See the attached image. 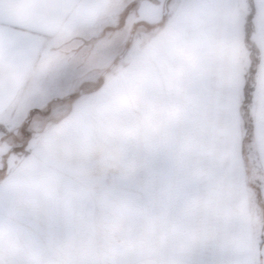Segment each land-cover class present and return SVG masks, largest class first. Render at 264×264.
I'll return each mask as SVG.
<instances>
[{"label":"rangeland","instance_id":"374dc122","mask_svg":"<svg viewBox=\"0 0 264 264\" xmlns=\"http://www.w3.org/2000/svg\"><path fill=\"white\" fill-rule=\"evenodd\" d=\"M76 1L0 0V249L11 250L0 251V259L5 253L14 261L0 264H264V0H229V72L222 107L205 120L211 132L194 134V119L180 113L159 119L158 127L157 118H143L140 135L133 115L119 119L116 104L88 120L93 136H111L108 152L83 156L65 146L51 155L45 146L56 128L110 80L133 76L136 50L188 20L190 31L198 28V0H86L82 7ZM252 3L251 38L261 62L249 105L253 135L244 140ZM60 18L58 29L48 25ZM7 34L59 35L45 39L21 76ZM75 34H95L93 46L108 34L128 42L111 68L99 70L87 39ZM126 96L133 106L134 94Z\"/></svg>","mask_w":264,"mask_h":264},{"label":"crops","instance_id":"0c3cea01","mask_svg":"<svg viewBox=\"0 0 264 264\" xmlns=\"http://www.w3.org/2000/svg\"><path fill=\"white\" fill-rule=\"evenodd\" d=\"M75 3L82 7L84 3L88 5L89 2L77 0ZM197 4L199 6L198 28H192V31H190L191 20H188V18H191L190 13H192V16L195 14L194 7L192 12L189 10L188 12L190 13L184 14L182 22L188 20V24H184L182 28H178V26L172 27V29L164 32L165 34H161L158 39L154 40L149 47L142 51L136 50L134 65L129 71L130 74L133 73V78L131 77L127 80L124 77H118L110 80L103 91L97 94L92 102L78 107L73 115L70 118L68 117V120H65L56 128L53 139L45 146L47 149H50L51 155L53 152L55 154L59 149L62 150L65 146L68 149L73 147L79 155L83 156L87 155L90 151L95 154L104 150L108 152L107 141L111 140V136L109 139L105 137V134L98 135L97 138L93 136V134L87 131L90 123L88 120L90 114H93L94 118L100 117L104 115L105 110H108L110 107L111 109L114 106L116 107V104H119L117 108L121 107L122 109L119 111V119H122V114L125 112L133 115L140 135L143 133V118H149L151 123L157 118L156 124L158 127L159 119L173 118L175 114L178 115L180 113H182L183 118L188 119L190 117L194 119V134L206 135L213 130L212 126H208L209 124L205 120L211 108L213 109L214 107V110H216L218 107H222L221 87L223 86L224 69H226L227 73L229 72L228 63L224 60V57H226V54H224V47H226L224 34L229 35V27L227 25L229 21V0H198ZM74 5L70 7L71 10L74 8ZM76 16H78L77 12ZM81 17V22H84L85 17L82 12ZM61 18L59 20L49 19L48 25L55 27V30L58 29V23L62 22ZM46 26V29L52 30ZM38 27L41 28L43 26L38 25ZM224 28H226L225 32ZM58 35H6L9 39L7 42L12 44L13 53L16 54V64L18 66L23 64L18 67L19 70H22L21 76H24L28 71L32 56L41 54L43 51L45 39L47 37L56 38ZM75 35L87 39L86 45L95 36V34ZM116 35L108 34L106 37L99 38L95 46L88 45L91 47L90 55L92 57L90 61L92 67L106 70L114 63L113 60L116 61L120 57V49L123 48V45L125 46L128 40L125 39L122 42L113 40ZM2 38L5 39L4 37ZM229 39L230 35L228 41ZM76 47L79 48L78 43ZM224 63L225 67L223 66ZM128 81H130V85ZM227 83L228 86L231 85L229 80ZM18 87L17 90L16 87H13L14 93L18 92ZM217 89H219V93ZM128 90L134 94L133 106L131 107L129 106L130 100L126 96V91ZM71 92L72 90H68L65 97ZM213 101L214 104L212 103ZM83 123L88 124L84 125ZM97 124L105 125L102 121ZM113 125L116 128L120 127V121H116ZM187 125H190V123ZM188 129L190 130L189 126ZM241 152L243 154V146ZM51 155H49V159L52 160V163H57L51 158ZM2 243L6 244L9 241ZM20 246V243L13 242V252L21 253ZM41 246L46 247V242H43ZM0 251L4 252L5 250L2 251L0 249ZM5 252L11 253V250L8 249ZM43 252L45 253L44 250ZM19 260L25 261L27 259ZM11 262L14 261L10 257H7V254L2 253L0 263Z\"/></svg>","mask_w":264,"mask_h":264},{"label":"trees","instance_id":"16d2710c","mask_svg":"<svg viewBox=\"0 0 264 264\" xmlns=\"http://www.w3.org/2000/svg\"><path fill=\"white\" fill-rule=\"evenodd\" d=\"M251 2H254V0H251ZM254 16H255V5L254 3H252V11L248 15L247 21H246V43L248 47L250 48V50L252 51V57H251V65L249 69V74H248V77L246 79V83L244 86L245 98L241 105L243 121H244V124L247 126V129L244 135V140L250 139L253 135L254 124H253V118L250 113L249 105L253 103V91L255 87L254 85L256 83V75H257V71L259 68V64L261 62L260 49L257 46V44L253 42L251 38L252 33L254 32V23H253ZM112 66L113 64L109 68H111ZM58 100H61V99H58ZM31 114L32 112H30V115Z\"/></svg>","mask_w":264,"mask_h":264}]
</instances>
